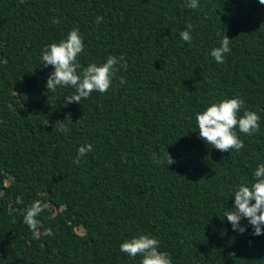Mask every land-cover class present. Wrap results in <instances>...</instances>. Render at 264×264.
<instances>
[{
  "label": "trees",
  "instance_id": "trees-1",
  "mask_svg": "<svg viewBox=\"0 0 264 264\" xmlns=\"http://www.w3.org/2000/svg\"><path fill=\"white\" fill-rule=\"evenodd\" d=\"M187 2L0 0V264H140L119 247L140 235L158 239L171 264H264V234L243 218L238 233L224 216L264 164V5ZM188 24L191 42L180 37ZM74 28L82 67L111 55L127 69L117 66L107 92L65 106L75 89L48 91L54 69L40 57ZM224 35L230 52L218 64L210 52ZM232 98L244 101L238 118L255 112L260 127L235 129L244 147L221 152L195 117ZM167 154L175 163H156ZM36 200L47 205L38 231L52 236L23 223Z\"/></svg>",
  "mask_w": 264,
  "mask_h": 264
},
{
  "label": "clouds",
  "instance_id": "clouds-1",
  "mask_svg": "<svg viewBox=\"0 0 264 264\" xmlns=\"http://www.w3.org/2000/svg\"><path fill=\"white\" fill-rule=\"evenodd\" d=\"M23 4L24 0H20ZM264 5V0H259ZM186 7L195 9L199 7L198 0H188ZM103 18L97 17V23ZM53 23H59L55 18ZM192 25H187V30L180 33V37L185 42H191ZM230 39L224 35L219 47L211 49L210 55L218 64L224 63L225 54L230 52ZM84 43L78 29H72L67 33L66 39L59 43H53L42 50V66H51L54 70L49 74L46 81V88L50 92H55L57 87L71 86L75 89L74 94L64 97V105L73 102L80 103L82 99H87L94 91L105 93L111 86V77L119 69H127V63L123 56H109L101 65L91 63L82 67L77 61L78 55L83 51ZM119 65V69L118 66ZM80 70L79 72L77 70ZM120 82L125 83L123 77ZM244 101L240 98L224 99L218 103H213L195 117L198 126L199 136L208 145H212L221 152L239 151L244 147L243 141L236 135L235 129L245 135L254 134L259 130L260 117L251 111H244L243 116L238 118V112L242 109ZM65 120L70 121L66 117ZM64 121V120H63ZM63 121H56L55 127L59 132H68V128ZM48 124V121L47 123ZM92 150V145L87 144L79 147L74 164L80 163V158ZM157 164L166 166L175 163V160L166 155L165 160H157ZM253 176L255 182L249 187L239 185L234 191V203L230 211L225 212L232 229L238 233H243L245 228L241 226V219H246L252 226V235L259 236L264 225V164H259ZM17 204L23 203L21 197L16 198ZM47 207L40 200L34 201L29 208L22 210L23 223L34 233L37 238L40 236H52L51 229L45 228L38 231L42 225L37 219ZM120 251L130 257H142L140 264H171L169 254L158 251L160 242L150 235H140L139 237L125 240L120 244Z\"/></svg>",
  "mask_w": 264,
  "mask_h": 264
},
{
  "label": "rangeland",
  "instance_id": "rangeland-1",
  "mask_svg": "<svg viewBox=\"0 0 264 264\" xmlns=\"http://www.w3.org/2000/svg\"><path fill=\"white\" fill-rule=\"evenodd\" d=\"M78 231L82 233L84 230L82 228H78Z\"/></svg>",
  "mask_w": 264,
  "mask_h": 264
}]
</instances>
